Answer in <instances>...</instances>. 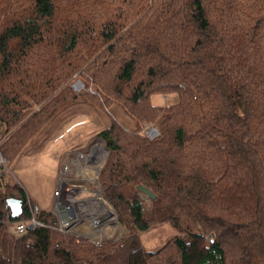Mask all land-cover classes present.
I'll return each mask as SVG.
<instances>
[{
  "label": "trees",
  "instance_id": "trees-1",
  "mask_svg": "<svg viewBox=\"0 0 264 264\" xmlns=\"http://www.w3.org/2000/svg\"><path fill=\"white\" fill-rule=\"evenodd\" d=\"M75 74L93 84L82 94L120 107L133 125L112 118L98 134L110 150L103 192L126 236L75 243L42 227L15 240L6 219L29 218L32 202L0 173V264H264V0H0L7 161L79 97ZM173 91L175 102L151 101ZM164 113L160 135L147 138ZM139 184L156 198L146 202ZM39 217L56 223L50 211ZM159 223L177 233L146 250L140 233Z\"/></svg>",
  "mask_w": 264,
  "mask_h": 264
},
{
  "label": "rangeland",
  "instance_id": "rangeland-1",
  "mask_svg": "<svg viewBox=\"0 0 264 264\" xmlns=\"http://www.w3.org/2000/svg\"><path fill=\"white\" fill-rule=\"evenodd\" d=\"M157 21L159 18L153 19L149 26L140 33L131 34L125 42L126 48H132L155 26ZM116 54L123 55L125 50H119ZM84 82L80 76L74 75L72 87L79 97L54 112L23 145L16 157L7 161L9 169L5 170V174L10 181L20 183L25 188L31 198L34 210L38 213L40 210L51 211L52 209L56 176L66 152L78 148L87 149L98 139L101 140L98 134L110 124L112 118L117 119L128 128H133L131 119L120 107L112 105L107 108L90 95L82 94L95 91L91 80L89 85ZM177 96L178 94L174 91L157 92L151 95V101L154 104L165 106L175 102ZM165 115L166 113L162 114L155 121L156 123L147 125H157L160 128ZM140 192L144 200L149 202L150 198L141 190ZM109 202L113 205L110 200ZM113 208L118 213L114 205ZM176 233L177 230L170 223H159L148 231L140 233V239L146 250L155 251ZM125 236L126 229L120 222L116 233L103 242Z\"/></svg>",
  "mask_w": 264,
  "mask_h": 264
},
{
  "label": "built area",
  "instance_id": "built-area-1",
  "mask_svg": "<svg viewBox=\"0 0 264 264\" xmlns=\"http://www.w3.org/2000/svg\"><path fill=\"white\" fill-rule=\"evenodd\" d=\"M144 135L153 139L160 135V128L147 126ZM109 152L102 139L87 149L66 152L58 168L50 211L56 217V223L41 219L31 204L29 218L19 221L6 219L7 230L14 239H22L42 227L70 235L75 243L100 244L111 238L120 222L118 213L104 195L101 183V172ZM6 169H9L7 159L0 147V173L4 174Z\"/></svg>",
  "mask_w": 264,
  "mask_h": 264
},
{
  "label": "water",
  "instance_id": "water-1",
  "mask_svg": "<svg viewBox=\"0 0 264 264\" xmlns=\"http://www.w3.org/2000/svg\"><path fill=\"white\" fill-rule=\"evenodd\" d=\"M139 190L144 192L151 200L156 198V194L147 186L139 184L137 186ZM8 203L11 205L13 214L17 215L21 212V201L19 199L11 198L8 200Z\"/></svg>",
  "mask_w": 264,
  "mask_h": 264
}]
</instances>
